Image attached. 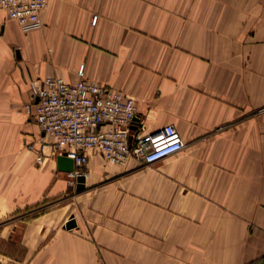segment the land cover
Returning <instances> with one entry per match:
<instances>
[{
  "label": "crops",
  "instance_id": "0c3cea01",
  "mask_svg": "<svg viewBox=\"0 0 264 264\" xmlns=\"http://www.w3.org/2000/svg\"><path fill=\"white\" fill-rule=\"evenodd\" d=\"M40 18L25 33L0 9V264H264V0H47ZM80 65L184 147L89 150L78 191L24 105Z\"/></svg>",
  "mask_w": 264,
  "mask_h": 264
},
{
  "label": "built area",
  "instance_id": "2783aa9c",
  "mask_svg": "<svg viewBox=\"0 0 264 264\" xmlns=\"http://www.w3.org/2000/svg\"><path fill=\"white\" fill-rule=\"evenodd\" d=\"M46 1L0 0V9L27 33L41 27L40 13ZM77 74L74 83L61 77L35 79L29 102L24 105L41 133L53 138V152L72 159L71 175L81 174L79 168L87 162L89 150L98 152L108 162L122 164L136 159L151 164L184 147L172 124L145 131L132 97L87 79L83 65ZM259 111L264 112V105ZM41 159L42 155L36 157L37 161Z\"/></svg>",
  "mask_w": 264,
  "mask_h": 264
},
{
  "label": "water",
  "instance_id": "95a60500",
  "mask_svg": "<svg viewBox=\"0 0 264 264\" xmlns=\"http://www.w3.org/2000/svg\"><path fill=\"white\" fill-rule=\"evenodd\" d=\"M57 163H58V168L62 171H67L70 172L73 170V161L71 158L65 156V155H58L57 157ZM84 181L85 177L82 174H79L77 176V190L81 191L84 189ZM72 221L68 222L66 224L67 227L72 226Z\"/></svg>",
  "mask_w": 264,
  "mask_h": 264
}]
</instances>
